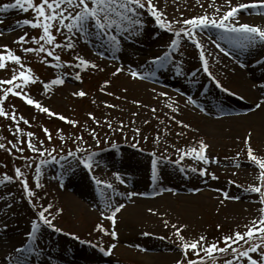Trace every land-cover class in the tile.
Here are the masks:
<instances>
[{
    "label": "rangeland",
    "instance_id": "obj_1",
    "mask_svg": "<svg viewBox=\"0 0 264 264\" xmlns=\"http://www.w3.org/2000/svg\"><path fill=\"white\" fill-rule=\"evenodd\" d=\"M217 1L200 0L198 4L197 0H153L172 31L160 27L145 8L138 17L143 21L139 31L125 32L124 27L110 30L120 41L115 46L94 26L96 34L85 37L78 30L68 32L63 25L55 24L51 29L55 43L48 44L40 38L42 28L22 23L34 18L32 9L24 12L0 7V34H4L0 46L6 45L21 58L20 65L5 61L0 81L25 71L32 79L24 84L18 77L14 85L20 87L14 91L59 114L42 112L12 93L0 102L9 114L0 116V144L5 145L0 149V179L4 175L14 177L0 183V264H12L20 255L14 252L19 247L29 250L23 254L27 264H175L183 258L177 228L183 242L199 241L203 236L201 246L217 243L224 247L225 235L243 233L253 219H258L264 204L257 193L246 188L260 183V170L248 159L247 149L251 147L254 155L264 158V127L236 124L232 119L242 120L260 101L239 90L236 81L220 69L219 60L221 48L227 47L232 50L234 64L244 67L243 55L254 45L230 40L223 29L213 25L193 30L202 48L184 33L177 35L181 27H187L182 25L183 19L223 15V4L229 2ZM12 2L0 0V6ZM249 9V13L258 12ZM21 35L25 39L19 42ZM172 39L178 41L175 48L169 47ZM69 41L74 44L71 49L64 46ZM40 45L53 56L47 51H23ZM7 50L0 47L5 56ZM201 51L211 75L203 70ZM165 54L168 60L163 64L154 61ZM259 55L264 56V47L255 58ZM78 57L91 63L81 67ZM117 68L122 70L117 73ZM130 69L140 75L132 77ZM57 77L63 83H49ZM123 79L151 88L134 90ZM8 86L0 84V95ZM79 91L85 95H73ZM239 96L244 102L238 100ZM61 115L67 119H60ZM28 133L33 135L29 137ZM28 141L38 151L28 148ZM200 141L208 145L207 163L194 154H185L189 148L198 150ZM90 153L94 154L91 167L99 168L92 169L94 175L89 178L91 184L86 183L87 190L75 193L67 186L66 175L79 180L86 174L88 170L79 160ZM152 160L157 161L155 178ZM16 168L23 173L19 178L15 177ZM199 169H205L204 174ZM21 180L27 182L31 196L25 194ZM97 180L111 184V188L98 185ZM64 193H75V201L64 198ZM120 204L124 207L115 214L113 223L108 217ZM39 212L61 231L43 225ZM34 219L39 228L34 238H29ZM112 231L117 233L115 237ZM242 244L232 246L239 248ZM101 248L111 251L105 254ZM252 255L258 258L259 253ZM187 259L197 260V254L189 250ZM226 259H232L229 252L214 253V259L205 257L203 264H223ZM232 264L247 261L233 260Z\"/></svg>",
    "mask_w": 264,
    "mask_h": 264
},
{
    "label": "snow or ice",
    "instance_id": "obj_2",
    "mask_svg": "<svg viewBox=\"0 0 264 264\" xmlns=\"http://www.w3.org/2000/svg\"><path fill=\"white\" fill-rule=\"evenodd\" d=\"M200 0H197L199 4ZM230 2V0H227ZM4 9L7 8H19L20 10L27 12L29 9L34 11V18L33 19H24L22 21L25 25H30L33 28L40 27L42 28L43 34L40 37L41 39L45 40L48 44L55 43V37L51 32L52 27L55 25H63L64 28L68 30V32H72L74 29L78 30L83 36H87L90 33L96 34L93 32L94 29H98L108 38V41L113 46L118 45L120 41L117 39V36L112 34L110 30L115 29L119 30L121 27H124L125 32H133L139 31V27L143 24V21L138 17L141 14V10L147 8L150 12L151 16L155 18V22L162 28L167 27L169 31H172L171 26L162 19L161 13L158 12L155 5L153 4V0H39V3H34L33 0H13L12 3H6L0 6ZM260 8L264 10V0H257L255 3L251 4H238L236 6H232L229 8L228 11H225L223 15H220L217 18H210L207 15H198L192 16L187 19L182 20V25L187 27H181L177 35L180 32L184 33L185 36H188L190 39L193 40L195 46L197 48H202V44L196 41L195 36L193 34V30L200 27H208L209 25H213L217 28L223 29L227 35V38L230 40H234L236 42H243L244 46L255 45L257 41L264 42V27L259 25H253L249 23H242L239 22L237 19V14L240 10L244 8ZM71 9V11H68ZM67 13V14H66ZM67 21V23H66ZM56 31H60L59 27H56ZM27 35V34H25ZM25 35H21L17 38L19 42L24 41ZM224 38V37H222ZM65 40H69V37L65 35ZM178 44L176 39H172L169 47L175 48ZM59 47V45H57ZM65 47L71 49L74 47V44L69 41ZM219 47V44L216 45ZM7 50V46H0ZM24 52H34V51H47L49 56H53V52L49 51L44 45H40L39 48L32 49V48H23ZM221 51L224 49L221 48ZM200 60L203 62V70L206 73L209 72L207 61L205 60V53L201 51ZM59 60V57H56ZM80 60V66H88L91 62L87 59L82 57H78ZM264 59V56L261 57ZM14 61L16 64L20 65L21 58L17 55H14L11 50H7V56L4 53H0V68L5 67V61ZM168 60V54H165L163 57L157 56L154 58L155 62L163 64ZM21 67H24L21 65ZM59 67V64H57ZM92 67H95V64H92ZM122 69L117 68L116 72H120ZM179 72V67L177 68ZM28 72H31V69H28ZM130 74L132 77L136 78L140 75L135 70L130 69ZM19 78H22L24 84L28 83L32 78L30 75H26L25 71H19L17 73H13L10 79L0 81V84H7L9 85L4 95H0V102H2L8 93H12L15 96L21 97L22 99L26 100V103L29 105H34L37 109L42 112L49 113L50 115H59L57 113H52L51 110L47 107H42L38 101H35L32 98H29L27 94H21V91H14V88L20 87L19 84L14 85V81H17ZM77 79L79 76L77 75ZM51 84H61L63 80L59 77L49 81ZM105 84L109 83V81H105ZM217 86H221L219 81H217ZM48 85L45 84V88L47 89ZM224 91H228L227 88L223 89ZM73 95L84 96L85 93L83 91L75 92ZM191 99V98H189ZM259 107V105H257ZM9 114L4 111L3 107L0 106V116L7 117ZM91 116V113H89ZM60 119L66 120L67 118L64 116H59ZM12 119H15V116H12ZM21 119H24L21 117ZM69 123L75 125L76 121H68ZM24 123H28L27 120H24ZM177 123H183L182 121H177ZM187 127L188 125H184ZM45 134H48V130L45 129ZM29 137L33 134L28 133ZM49 135V139H50ZM99 141H97L98 143ZM248 143V138H245V144ZM28 148L33 151H38L35 145L28 141L27 144ZM5 147L4 144H0V149ZM208 148V145L200 141L199 148H189L188 152L185 153L186 155H195V157L199 160L204 162H208V157L205 155V150ZM24 149L21 148L20 151ZM69 156H74V153H69ZM93 153H90L87 158H82L79 160V163L82 164L85 168H91L93 163ZM247 156L250 161L256 164L259 168V176L258 180L260 183L249 185L246 188V191L257 193L259 196V202L264 204V158H258L256 155L253 154V149L248 147L247 149ZM152 173L153 178L156 176L157 172V161L152 160ZM70 166V163H69ZM196 171V169H193ZM201 174H204L205 169H199ZM23 175L20 168L15 169V177L19 178ZM39 175V168H37V176ZM14 177L9 175H4L2 179H0V183H4L5 181H11ZM120 179L119 176L116 177ZM20 183L22 184L23 190L26 195L31 196L32 192L29 189V186L26 181L21 180ZM96 183L98 185H104L107 188H111V184H107L105 181L97 180ZM36 187H40V184L37 183ZM227 195V194H225ZM233 199H238V197H232ZM124 207L123 204H120L116 207L112 214L108 217L110 220L114 221V216ZM261 215L258 219H253L249 226H247V230L243 233L240 231L234 232L232 235H225L222 239L225 242L224 247H219L217 243L206 244L201 246L200 241H204V237L201 236L199 241L193 240L190 243L183 242L184 237L180 235V229H176V233L180 236L182 241L180 247L183 250V258L177 259L175 264H203L205 257L213 258L214 253H225L229 252L232 259L224 260L223 264H232L233 260H242L246 259L247 264H264V207L259 209ZM103 215V213H101ZM39 221H42L43 225H47L49 227L54 228L56 231H61V229L57 228L52 222L46 218L44 212L38 213ZM97 227H100L99 225ZM175 227V225L173 226ZM219 227V225H217ZM39 228V224L37 220L31 221V229L32 231L27 233L29 238H34L35 233ZM117 233L115 231L111 232V236L115 237ZM147 235V233H145ZM243 241V244L237 248L233 247L232 245L238 244L239 242ZM258 241V242H257ZM231 242V243H229ZM114 247V245H113ZM105 254L111 251L109 248L107 251L105 249H100ZM191 250L197 254V260L187 259L188 251ZM29 251L24 249L23 247L15 248L14 252L18 255L13 261L12 264H27L26 259L24 257V253ZM199 252H203L205 255L200 256ZM252 253H259L258 258H254Z\"/></svg>",
    "mask_w": 264,
    "mask_h": 264
},
{
    "label": "bare ground",
    "instance_id": "obj_3",
    "mask_svg": "<svg viewBox=\"0 0 264 264\" xmlns=\"http://www.w3.org/2000/svg\"><path fill=\"white\" fill-rule=\"evenodd\" d=\"M190 2L194 0H189ZM244 1H249L250 3H255L257 0H230L229 3L223 4L224 11H228L230 7L236 6L241 3H247ZM220 0L216 2V4H221ZM230 5V6H229ZM218 7H221V5H218ZM249 8L242 9L243 13L238 12L237 19L239 22L242 23H249L253 25H259L261 27H264V10L260 8L254 9V13H249L251 11ZM4 34H0V37H3ZM264 47V42H257L254 45V48L249 49L242 58L243 66L244 67H237L234 62L232 61V50L229 48L224 47V51H221L219 53V60H220V69L224 71L228 78L233 79L236 81L237 88L239 90H242L248 95V97H255L257 100L260 101V104H255L250 111L246 112L245 116L242 120L239 119H232L233 123L236 124H247V125H253L255 127H264V59H261L262 56H256L255 54L259 49ZM123 82L129 86L132 87L134 90H145L151 88V86L137 82L136 80L131 79H123ZM166 82V81H164ZM208 85H211L210 82L207 83ZM212 87H214L212 85ZM232 92L233 90L230 88H227ZM228 93L229 95L235 97L233 94ZM167 96H170L167 94ZM241 96V95H240ZM240 96L238 97V100L240 102H244ZM181 103H184L182 100ZM186 104V103H185ZM259 105V107H257ZM99 168L97 165L94 167H91L90 169L87 168L88 172L86 174H82L81 178L79 180H76L75 178H70L66 175V184L71 189H74L75 193L84 192V190H87L86 183H89V178H91L94 174L92 173V169ZM246 170V169H244ZM91 184V183H89ZM75 193H64V198L67 200L74 202L75 201Z\"/></svg>",
    "mask_w": 264,
    "mask_h": 264
}]
</instances>
